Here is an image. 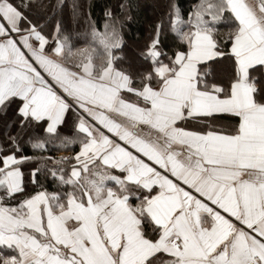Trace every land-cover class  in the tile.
I'll list each match as a JSON object with an SVG mask.
<instances>
[{
  "label": "snow or ice",
  "instance_id": "obj_1",
  "mask_svg": "<svg viewBox=\"0 0 264 264\" xmlns=\"http://www.w3.org/2000/svg\"><path fill=\"white\" fill-rule=\"evenodd\" d=\"M80 16L0 0V264H264V0Z\"/></svg>",
  "mask_w": 264,
  "mask_h": 264
},
{
  "label": "trees",
  "instance_id": "obj_2",
  "mask_svg": "<svg viewBox=\"0 0 264 264\" xmlns=\"http://www.w3.org/2000/svg\"><path fill=\"white\" fill-rule=\"evenodd\" d=\"M76 2L79 3L80 5L81 16L79 20L76 22L75 27L77 28V30H80L83 28L82 21L84 19V16L87 15L89 6L92 17L99 22L102 20V14L104 8L108 5H111L113 7V11H115L116 5L119 3V0H76ZM182 2H184V0H182ZM64 21L66 26L71 30L73 25L67 7L65 8ZM129 39H131V37H129Z\"/></svg>",
  "mask_w": 264,
  "mask_h": 264
}]
</instances>
